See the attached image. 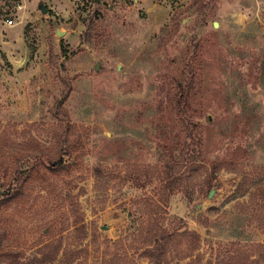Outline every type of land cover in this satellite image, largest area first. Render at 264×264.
I'll use <instances>...</instances> for the list:
<instances>
[{
	"label": "rangeland",
	"instance_id": "1",
	"mask_svg": "<svg viewBox=\"0 0 264 264\" xmlns=\"http://www.w3.org/2000/svg\"><path fill=\"white\" fill-rule=\"evenodd\" d=\"M157 234L264 264V0H0V264H151Z\"/></svg>",
	"mask_w": 264,
	"mask_h": 264
},
{
	"label": "trees",
	"instance_id": "2",
	"mask_svg": "<svg viewBox=\"0 0 264 264\" xmlns=\"http://www.w3.org/2000/svg\"><path fill=\"white\" fill-rule=\"evenodd\" d=\"M58 110L59 111H61V110L63 111L64 110V113H66L65 117H68L67 116V112H66L65 108L63 107V101H59ZM56 114H58V112H56ZM54 161L56 162V164H60V165L64 164L62 157H60L59 159H56ZM177 164H178L177 162L169 164V169L168 170H172L173 168L178 167ZM179 169L180 168H178L177 170H179ZM16 172L18 174H21L19 167L16 169ZM169 176H170V174H169ZM177 179L178 178L173 177L171 179L169 178V181H170V183H173ZM165 232H166V230H164V232L162 233V237H165ZM150 233L153 234L154 230H151ZM162 237L159 236L158 234L157 235H152L151 238L148 240L149 244H148V246L146 248V252L148 254V257H149V260H150L151 264H165L164 256H165V254L167 252V247H166V242L163 239H161ZM165 239H166V237H165Z\"/></svg>",
	"mask_w": 264,
	"mask_h": 264
},
{
	"label": "water",
	"instance_id": "3",
	"mask_svg": "<svg viewBox=\"0 0 264 264\" xmlns=\"http://www.w3.org/2000/svg\"><path fill=\"white\" fill-rule=\"evenodd\" d=\"M46 11H47V8L44 7V8H43V12H46ZM215 25L217 26L218 23L216 22ZM57 33H58V35H60V36L63 35V33H62L60 30H59ZM98 67H99V64L96 65V68H98ZM212 193H213V192L210 193V196L212 195Z\"/></svg>",
	"mask_w": 264,
	"mask_h": 264
},
{
	"label": "built area",
	"instance_id": "4",
	"mask_svg": "<svg viewBox=\"0 0 264 264\" xmlns=\"http://www.w3.org/2000/svg\"><path fill=\"white\" fill-rule=\"evenodd\" d=\"M12 21H13L12 19H8V20H7V22H8L9 24H11Z\"/></svg>",
	"mask_w": 264,
	"mask_h": 264
}]
</instances>
